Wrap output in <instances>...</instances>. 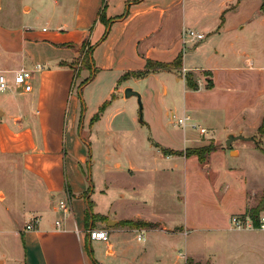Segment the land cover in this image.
Here are the masks:
<instances>
[{
    "label": "crops",
    "instance_id": "1",
    "mask_svg": "<svg viewBox=\"0 0 264 264\" xmlns=\"http://www.w3.org/2000/svg\"><path fill=\"white\" fill-rule=\"evenodd\" d=\"M79 4L86 10L72 8L70 16L57 23L58 34L48 43L50 49L60 53L71 51V55L56 56L41 65L40 83L35 85L32 93H11L22 97L32 96L30 105L15 102L0 105V170L7 174L11 190L7 193L0 185V238L5 235V239L8 238L4 240L5 248L0 252V264H5L8 258L14 264H148L143 255H135L131 246L141 230L146 231L145 242L147 231H155L157 236L160 235L158 231L179 232L188 237L193 231L191 228L197 227L186 220V226L170 230L162 218L152 219L148 216L154 208L143 191L157 194V200L163 202L170 196L173 186L172 183H159L154 184V188L150 183L147 189L142 185L146 183V178L161 174V181L172 182V179L178 181L176 176L179 173H184L182 181L185 185V173L190 169L187 165L180 169L177 160H187L180 156L164 155L170 164H162L160 158L157 155L153 157L154 152H147L142 144L135 149L136 159L123 163L117 161L112 168L118 172L125 168L132 178L139 180L133 187V190L139 191L131 196H137L132 200L137 205L136 209L123 215L115 212L116 204L125 199L123 194L119 197L122 199L111 200L107 211L98 210L95 202L91 206L92 181L86 175V169L88 166L92 168L96 162L89 160L84 150L78 118L74 116L68 128L64 121V97L69 90L70 76L74 74L70 64L81 55L80 50L87 42L91 46L100 42L94 50L95 57L96 52L106 46V54L97 65L98 72H142L146 59L168 64L182 55L181 69L152 73L146 78L173 76L186 91V81L181 77L180 70H185L186 74H210L213 84L218 77H225L223 82L225 88L230 90V102L240 103L242 110L256 109L257 112L251 117L255 118L256 124L264 122V0H102L96 13L90 16L88 11L95 5V0H77ZM61 5V1L54 0L55 9ZM101 10L102 19L99 17ZM24 11L27 13L30 8L24 7ZM62 12L66 14L67 10L63 8ZM186 28L204 34L205 39L184 45L182 32ZM69 29L73 32L70 36ZM43 32H47L46 28H43ZM64 33L68 34L66 39H63ZM90 37L94 42L88 41ZM13 42L8 44L0 39L2 68L9 56L14 58L21 55L22 63L25 61L23 58L31 59L24 55L23 47ZM53 66L54 69L50 70ZM1 72L8 71L5 68ZM242 72L247 76L242 79L239 88L235 77ZM198 91L187 90L190 93ZM164 94H168V86H164ZM189 98H185V110L194 107ZM123 99L127 98L123 96ZM242 113L240 116L248 121L249 116ZM117 118L115 113L108 119L105 133L107 136L116 133L120 140L121 130L115 126ZM89 130L92 132V125ZM191 142L195 143V147L200 140L197 138ZM156 146L160 151V145ZM149 147H154L153 142ZM108 170L109 167L104 166L103 174L106 175ZM167 178L169 181L164 180ZM108 189L104 183L99 192L104 196ZM60 201L70 205L67 217L56 212ZM96 209L98 211L94 214ZM88 210L92 216L103 220H89ZM27 213V222L38 219L33 230L26 229L28 224L20 223ZM57 221L61 222L59 228L56 227ZM125 222H145L156 227L131 226ZM203 227L212 229L207 221ZM90 229L108 231L109 241H91L87 234ZM228 231L247 230L231 227ZM18 237L21 247L13 250L15 242L18 245ZM194 261L201 263L198 258Z\"/></svg>",
    "mask_w": 264,
    "mask_h": 264
},
{
    "label": "rangeland",
    "instance_id": "2",
    "mask_svg": "<svg viewBox=\"0 0 264 264\" xmlns=\"http://www.w3.org/2000/svg\"><path fill=\"white\" fill-rule=\"evenodd\" d=\"M57 1H61V9L60 7L55 9L54 0L3 1L0 8V39L8 44L14 41L13 43L25 49L24 55L31 57L23 58L25 61L22 63L21 55L14 58L9 56L4 68L0 67V70L6 68L9 77L12 76V71L19 70L22 66L32 70L37 65H45L53 57L71 55V51L60 53L50 49L48 43L58 34L57 23L65 16H70L72 8L86 10V7H81L80 4L78 6L77 0ZM101 3L102 0H95V5H92L88 15L92 13L94 15ZM24 7H29L30 11L25 13ZM63 8L67 10L66 14H63ZM43 28H46L47 32H43ZM69 30L70 36L73 32ZM62 35L65 36L63 39L68 37L66 33ZM88 41L94 42L91 37ZM98 43H92V46H97ZM90 47L91 44L87 42L80 50L81 55L70 64L74 74L70 76L69 90L64 97V121L68 128L74 116L78 118L79 128H82L81 139L85 143L84 150L89 160L96 162L92 168L88 166L86 169V175L92 181L91 206L95 202L98 204V210L107 211L111 200L122 199L119 197L123 194L125 199L116 204L115 212L123 215L136 209L137 205L132 200L137 196L136 194L133 198L131 196L133 192L139 191L133 190L134 184L139 183V180L132 178L125 168L120 172L112 168L117 161L123 163L129 159H136L137 145L142 144L147 152H154L153 157L157 155L161 163L167 165L170 162L164 158L165 149L180 151L192 148L195 143L191 141L199 138L200 142L193 149L200 151L203 162L201 163L197 156L177 160L180 169L184 165L190 169L185 173L186 186L184 180L182 181L184 173L176 176L178 181L173 179L172 182L161 181L162 175L158 174L146 178V183H142L147 189L150 183L154 188V184L159 183H172L173 186L170 196L163 202L157 200V194L151 195L148 190L143 191L147 193V200L150 199L148 202L153 205L149 203V206L154 208L148 215L150 218H162L166 228L170 230L186 226V220L197 227L191 228L193 231L188 237L179 232L158 231L160 235L157 236L155 231L152 233L147 231L146 241L139 243L135 236V240L131 242L135 255H143L148 264H264V232L250 229L244 232L228 231L229 228H234L232 224L234 217H250L251 220L257 221L259 216H264L262 122L256 124L255 118L251 117L257 110L251 108L242 110L240 103L230 102L228 97L230 90L225 88L223 82L225 77H218L217 82L215 81L217 84L214 82L213 89L208 90L209 84L213 82L210 74H186L180 70L181 77L185 79L190 75L189 77L199 85L198 92L190 93L187 92V88L185 91L183 84L176 82L173 76L159 75L146 78L152 74L149 73L142 77L144 80L136 83L135 81L140 78L134 77L130 72L127 74L116 71L98 72L97 65L106 54V46L96 52V57L93 52L94 66L85 55ZM147 61L146 59V63ZM94 67L97 69L93 74L95 76L92 75ZM53 69L54 66L50 67V70ZM90 76L91 81L84 85ZM246 76L247 74L242 72L240 76L235 77L238 85ZM39 80L40 73H35L34 87L40 83ZM164 86H168L166 96ZM126 87L137 92L140 99L136 96L123 99L125 94L122 92H125ZM238 87L240 88V85ZM188 96L194 107L185 110L184 101ZM31 99L30 95L22 97L0 93V105L15 102L28 106ZM241 112L243 116H249L248 121L240 116ZM115 113L118 116L115 126L121 130L120 140L116 133H113L114 136L112 134L107 136L105 133L107 121ZM97 114L98 118L94 119ZM185 116L192 117L194 121L186 128H182L176 121ZM97 122L98 124H95ZM192 123L198 125L200 129L198 127L193 129L190 125ZM90 125L93 127L92 132L89 130ZM229 135L253 137L256 140L261 137L262 141L256 144L255 141L239 139L228 148ZM187 138L191 140H186ZM152 142L154 147L151 149L149 146ZM90 143H93L92 147ZM157 144L164 150H157ZM104 166L109 167L106 175L103 174ZM104 183L109 189L107 195L103 196L99 190ZM0 185L9 193V180L4 170H0ZM98 210H94L93 213L96 214ZM145 214H148L147 210ZM28 215L27 213L26 218L21 219V225L31 223L32 220L27 222ZM205 221L212 225V229L203 227ZM5 236L0 238V252L5 248L4 240L8 239H5ZM16 240L18 245L15 242L13 250L21 247V239L18 237ZM191 258L194 260L198 258L201 263H196ZM5 264L14 262L8 258Z\"/></svg>",
    "mask_w": 264,
    "mask_h": 264
},
{
    "label": "built area",
    "instance_id": "3",
    "mask_svg": "<svg viewBox=\"0 0 264 264\" xmlns=\"http://www.w3.org/2000/svg\"><path fill=\"white\" fill-rule=\"evenodd\" d=\"M205 39L204 34H199L195 30L186 28L182 32V40L184 45L189 43L202 41ZM43 70V66L37 65L34 69L29 70L26 68H20L19 70L13 71L12 76L9 77L7 72L0 73V93H19V94H30L33 92V81L35 73H40ZM186 73L185 70H183ZM175 117V116H173ZM193 118L190 116H185L183 118H179L176 123L182 127L186 128V126L193 122ZM193 129L197 127L200 129L198 125L195 123L190 124ZM56 212L62 214V216L67 217L70 214V205L68 202L60 201L56 207ZM38 224V219L34 218L30 224L26 226L27 230H33L35 226ZM232 224L234 229L237 230H258L264 232V216H259L257 221H253L249 218H239L234 217L232 219ZM61 226V222H56V227L59 228ZM87 234L91 241L98 242H108L109 234L106 230H94L90 229L87 231ZM145 240V231L141 230L137 235V241L143 242Z\"/></svg>",
    "mask_w": 264,
    "mask_h": 264
},
{
    "label": "trees",
    "instance_id": "4",
    "mask_svg": "<svg viewBox=\"0 0 264 264\" xmlns=\"http://www.w3.org/2000/svg\"><path fill=\"white\" fill-rule=\"evenodd\" d=\"M99 17H100V19L103 18V10L100 11ZM84 47H85V45H83L82 49ZM95 47L96 46H94V47L91 46L90 48L87 49L88 52L85 53V55L88 56V59L92 63L93 66H94L93 52L95 50ZM83 53H84V50H83ZM182 61H183L182 60V55H180L174 62L168 63V64L158 63V62H153L151 60H148L147 63H146V67H145L144 71L137 72V73H132L131 75H133L136 78H142V77H144L145 75H147L149 73H157V72L164 71V70H167V71L178 70V69L182 68ZM96 72H97V69L94 67V72L92 73V75L94 73H96ZM91 76L88 79H86L84 85L91 81V79H92ZM93 76H95V75H93ZM189 76L185 77L187 89L191 90V91H198L199 90V85H198L197 81H194ZM213 87H214V84H213V82H211L207 89L211 90V89H213ZM104 107H105V105L103 106L102 109H104ZM98 116H99V114H97L94 119H97ZM263 125H264V122L262 123V131H261L262 135H264V129H263L264 127H263ZM164 154L166 156H172V155L180 156V157L185 156L186 158H190L192 156H197L201 163L204 160L200 156V151H197V150H195L193 148H188L185 151H181V152L180 151L179 152H174V151H170V150H165ZM87 217H88L89 220H96V219L103 220V218H100V217L98 218V217L92 216L89 210H88V213H87ZM255 222H256V220H255ZM125 224H129L131 226H143V227H147V228H151V229L156 227V225H154V224L145 223V222H125Z\"/></svg>",
    "mask_w": 264,
    "mask_h": 264
},
{
    "label": "water",
    "instance_id": "5",
    "mask_svg": "<svg viewBox=\"0 0 264 264\" xmlns=\"http://www.w3.org/2000/svg\"><path fill=\"white\" fill-rule=\"evenodd\" d=\"M0 5H1V0H0ZM133 96H136V97H138V98L140 99V95H139L137 92L133 91L132 89H127V90L125 91V98L129 99V98H131V97H133ZM1 115H2V113L0 112V116H1ZM239 139H242V140H249V141H255L256 144H259V142L262 141V138H261V137H259V139L256 140V139L253 138V137H252V138H244L243 136L229 135V136H228V140H227V147L230 148L231 145H232V143H233L234 141H236V140H239ZM233 153H234V152H233Z\"/></svg>",
    "mask_w": 264,
    "mask_h": 264
}]
</instances>
